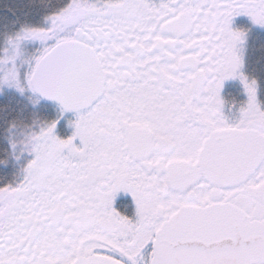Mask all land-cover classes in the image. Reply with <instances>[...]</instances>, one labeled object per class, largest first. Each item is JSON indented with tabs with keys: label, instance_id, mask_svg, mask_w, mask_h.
I'll use <instances>...</instances> for the list:
<instances>
[{
	"label": "snow or ice",
	"instance_id": "1",
	"mask_svg": "<svg viewBox=\"0 0 264 264\" xmlns=\"http://www.w3.org/2000/svg\"><path fill=\"white\" fill-rule=\"evenodd\" d=\"M0 264H264V0H0Z\"/></svg>",
	"mask_w": 264,
	"mask_h": 264
},
{
	"label": "flooded vegetation",
	"instance_id": "2",
	"mask_svg": "<svg viewBox=\"0 0 264 264\" xmlns=\"http://www.w3.org/2000/svg\"><path fill=\"white\" fill-rule=\"evenodd\" d=\"M239 87L240 86L236 83H228L226 85L223 95L225 96L226 99H230L232 95H235L237 99H241L242 97L238 95Z\"/></svg>",
	"mask_w": 264,
	"mask_h": 264
}]
</instances>
